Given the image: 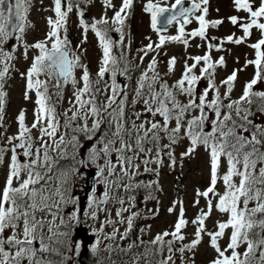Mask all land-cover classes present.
Here are the masks:
<instances>
[{"label": "snow or ice", "instance_id": "snow-or-ice-1", "mask_svg": "<svg viewBox=\"0 0 264 264\" xmlns=\"http://www.w3.org/2000/svg\"><path fill=\"white\" fill-rule=\"evenodd\" d=\"M81 3L92 0H52L54 18H46L48 31L43 39L28 43L24 35L33 27L28 19L32 0H0V172L4 176L0 185V264H79L85 252L95 264H177V259L180 264H196L205 237L215 252L209 264H264V91L255 90L264 82V0H232L235 11L246 15H231L227 20L243 35L233 33L222 39L208 36L210 28L224 23L223 19H207L209 0H174L171 4L146 0L142 8L150 14V27L158 42L146 37L149 43L138 49L141 64L149 53L156 55L140 72L134 89L117 82L118 75L131 80L135 69L123 51L117 56L113 49L125 46L126 21L135 0H121L118 8L113 0H102L104 13L91 22L85 19ZM74 8L83 30L81 44L91 31L102 51L95 79L68 38L69 14ZM110 9L113 15L108 17ZM193 22L197 27L186 31ZM173 24L178 25L177 34L165 35ZM254 29L260 38L247 44ZM111 32L119 34L118 41ZM13 38L16 44L6 49ZM197 38L205 42L196 45L206 46L204 54L189 55L180 77L170 84L164 76L175 72L177 58L168 59L162 76L157 59L160 49L166 43H180L187 51L190 41ZM226 43L247 44L255 59H246L243 67L217 82V69L227 65L224 56L214 58L212 53L225 51ZM127 46L130 48V41ZM18 48L25 60L30 50L35 52L30 66L19 73L25 80L23 99L30 101L34 94L35 107L31 124L26 122V109L21 108L15 117L16 132L7 135L9 93L5 85L15 70ZM249 65L256 71L233 98L238 73ZM51 80L55 84L50 85ZM201 81H207L203 88ZM69 83V107L59 112L57 103L63 101V88ZM184 140L188 145L180 153L181 167L184 158L199 148L207 153L209 183L203 191L196 189L193 202L194 207L199 206L203 198L205 207L189 221L183 200H174L167 211L172 214L178 206L179 212L171 231L145 240L143 236L151 228L147 225L129 241L142 216L135 210L137 190H145V203L157 200L153 193L162 191L159 176L164 158L169 168H175L176 147ZM93 169L89 179L88 171ZM146 173L157 179H138ZM76 181L92 185L85 210L73 195ZM97 185L104 189L99 196ZM214 210L228 218L217 220L209 230L206 221ZM158 214L159 207L147 209L143 218ZM189 223L195 231L185 243L183 230ZM102 252L107 255L101 256Z\"/></svg>", "mask_w": 264, "mask_h": 264}, {"label": "rangeland", "instance_id": "rangeland-1", "mask_svg": "<svg viewBox=\"0 0 264 264\" xmlns=\"http://www.w3.org/2000/svg\"><path fill=\"white\" fill-rule=\"evenodd\" d=\"M113 2L118 8L121 0H113ZM145 2L146 0H135L131 17L126 21L127 27L125 35V46L123 48L117 47L113 49L114 54H116L117 56H119L120 52L123 51L128 60L131 61L132 67L135 69L131 72V80H127L124 76H117V82L122 86L128 84L130 86V89L135 88V82L139 77L140 72L147 67V64L151 60L152 56L156 55L155 52L149 53V55L145 57L143 64H141L139 61V56L142 55V53H139L138 49L144 47L149 43V39H146V37H150L151 41L154 43L158 42L157 33L150 27V14L145 13L142 8ZM173 2L174 0H168L169 4ZM52 6V0H43L42 3L41 0H32V6L28 15V19L33 27L28 28L24 35V38L28 43H35L37 40H41L44 38L46 32L48 31L46 18L49 16H53L54 18V13L50 11ZM80 6L84 11V16H88L91 21L93 18L99 19L104 13L102 0H92V3H81ZM208 7L209 13L207 19L224 20V23L219 25L217 28H210L208 30V36L222 39L233 33H235L236 36L243 35L239 27L233 26L227 20V17L231 15H246L243 12L238 13L235 11L232 0H209ZM217 9H219V11H217ZM107 15L108 17H111L113 15V11L111 9L108 10ZM67 27L68 38L71 41L72 50L78 52V54L81 56V62L88 65L93 79H95V74L99 66V60L102 55L97 37L93 32L89 31L87 33V41L81 44V41L83 40V30L79 27V17L77 16L75 8L73 12L69 14ZM177 27L178 25L176 24L172 25L171 27L167 28V32L164 34L176 35ZM195 27H197V24L193 22L192 24L187 26L186 31H191ZM110 36L114 41L119 40L118 33L111 32ZM259 38L260 33L254 29L252 36L247 41V44L255 43ZM129 41L131 43L130 48L127 46ZM212 42L216 43L217 41ZM15 44L16 41L15 39H13L5 45V48L10 49ZM198 44H205V42L201 41L199 38L190 41L191 46L187 49V51L185 50L184 45H179L177 43H166L164 47L160 49V54L157 55V59L161 63H159L158 65V70L160 71L162 76H164V73L167 71L168 59L165 61V58L167 56H175L177 58L175 72L170 75L164 76V79L168 80L170 84L180 77L181 72L183 71L184 61L189 55L204 54L206 46L198 48L196 47V45ZM247 44L235 45L226 43L224 45L225 51H213V57L219 58L220 56H224L227 65L225 68L217 69V82L229 75L233 69H239L243 67L246 59H255L254 50L248 47ZM78 45L80 46L79 48H77ZM21 52L22 49L18 48L16 51L17 59L13 62L15 64V70L10 73L11 78L7 80V83L5 85V90L9 93L5 119L7 135H12L16 132L17 125L15 123V117L21 108L26 109V122L31 124L33 120V109L35 107L33 101L35 99V96L34 94H32V100L30 101H25L23 99L25 80L21 78L19 73L26 71V69L30 66L31 58L35 54V52L34 50H30L29 58L27 60L23 58ZM237 58H239V63H237ZM188 62L191 63L192 61L189 60ZM137 65H139L138 68L136 67ZM255 71V67L253 65H249L246 69H244V71L238 73V81L233 92V98H236L241 94L244 83L246 81H249L253 77ZM80 74V70L77 69L76 76L78 79ZM41 79H45V77L42 76ZM105 80H109L107 75L105 77ZM206 83L207 81H201L200 88L205 87ZM52 84H55V80L50 81V85ZM223 90L224 89L222 88L221 91L223 92ZM255 90L264 91V82L259 83L256 86ZM63 92V101H58L57 103L59 112H63L69 107L68 100L71 97L72 93V86L70 83L64 86ZM132 95V91H129L130 99ZM137 107L139 108L140 106L138 105ZM262 119H264V117H262ZM70 135L71 133H69V138ZM187 145L188 141L184 140L180 145L176 147V157L178 164L175 168H169L167 157L164 158L165 163L164 166L160 169L159 176V182L162 191H156L153 193L157 197L159 204H157V200H149L147 201V203H145V190L143 189V193L139 191L140 189L137 190V208L135 210H140L142 212V216L141 218H138L136 220V228L130 235L129 241L136 239L137 235L140 234L139 229L145 228L147 225H151V228L148 229L144 234L143 238L145 240L152 239L159 232H163L165 230L171 231L179 212L178 206L176 212L172 214H169L167 211L174 200H183L186 210L185 217L189 221L196 217L200 208L205 207V201L203 200V198H201L199 206L194 207L193 202L196 199V189H200L201 191H203L209 183V166L207 153L203 150V148H199L193 156L184 158L183 165L181 167L179 163L180 153L186 149ZM85 146L87 147L89 145H87V143L85 142ZM62 163L67 165L69 161H62ZM152 167H155V165H152ZM141 171H143V166L141 167ZM93 175L94 169L89 170V179H91ZM3 179V172H0V185L3 184ZM138 179L147 182L150 180H155L157 179V177L153 174L146 173L138 177ZM91 186V183H83L80 181H76L73 186V195L78 198V206L81 210H85L87 208L88 196L90 195ZM103 190V185H97L96 194L98 196L101 195ZM220 190L223 191L222 184L220 185ZM137 195H139L140 197H138ZM110 207L114 209L116 206L112 205ZM157 207H159V214L157 216H155L154 218L150 217L148 219L143 218V215L147 209H155ZM227 218V214H221L220 212L214 210L212 216L206 221V225L209 230H213L215 227V222L217 220H226ZM101 219H103V216H101ZM106 230L111 231L110 228ZM121 231H123V227H121ZM183 231L187 237V240H185L184 242L187 243L193 238L192 234L195 231V227L191 223H189L188 227ZM79 232L81 236L85 234L83 228H81ZM88 238L91 239V236L89 235ZM226 243L227 236L223 241H221L222 246H225ZM106 255L107 253H101V256ZM214 256L215 252L208 246V238L205 237L204 242L199 246V249L195 256L196 264H209V261L213 259ZM79 264H95V260L89 253L85 252L81 255V257H79ZM177 264H180L179 259H177Z\"/></svg>", "mask_w": 264, "mask_h": 264}, {"label": "bare ground", "instance_id": "bare-ground-1", "mask_svg": "<svg viewBox=\"0 0 264 264\" xmlns=\"http://www.w3.org/2000/svg\"><path fill=\"white\" fill-rule=\"evenodd\" d=\"M210 20H213V19H210ZM170 44H172V43H170ZM177 44H179V45H183V44H180V43H177ZM170 58V56H167L166 58H165V61L167 60V59H169ZM164 61V62H165ZM161 64V63H160Z\"/></svg>", "mask_w": 264, "mask_h": 264}, {"label": "trees", "instance_id": "trees-1", "mask_svg": "<svg viewBox=\"0 0 264 264\" xmlns=\"http://www.w3.org/2000/svg\"><path fill=\"white\" fill-rule=\"evenodd\" d=\"M139 191H141L143 193V189H140ZM138 197H140L139 195H137Z\"/></svg>", "mask_w": 264, "mask_h": 264}]
</instances>
